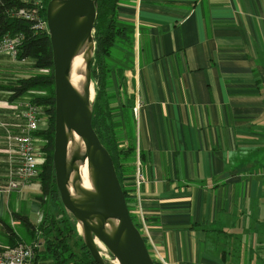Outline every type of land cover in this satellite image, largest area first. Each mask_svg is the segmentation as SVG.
<instances>
[{
	"label": "crops",
	"instance_id": "obj_1",
	"mask_svg": "<svg viewBox=\"0 0 264 264\" xmlns=\"http://www.w3.org/2000/svg\"><path fill=\"white\" fill-rule=\"evenodd\" d=\"M118 18L134 27L135 46L110 60L105 93L132 124L153 257L264 264V0H121ZM36 73L32 61L0 55V83ZM20 103L0 91V245L5 223L28 236L14 213L35 226L43 217L24 196L35 180L24 194L6 192ZM39 234L35 264H58Z\"/></svg>",
	"mask_w": 264,
	"mask_h": 264
},
{
	"label": "water",
	"instance_id": "obj_2",
	"mask_svg": "<svg viewBox=\"0 0 264 264\" xmlns=\"http://www.w3.org/2000/svg\"><path fill=\"white\" fill-rule=\"evenodd\" d=\"M99 0H51L46 20L55 84L53 166L64 209L72 215L97 264H106L96 241L119 264H156L141 231L135 226L111 155L93 128L91 63ZM86 45L85 84H74L72 65ZM79 137L80 143L76 141ZM86 163L91 190L78 177Z\"/></svg>",
	"mask_w": 264,
	"mask_h": 264
},
{
	"label": "trees",
	"instance_id": "obj_3",
	"mask_svg": "<svg viewBox=\"0 0 264 264\" xmlns=\"http://www.w3.org/2000/svg\"><path fill=\"white\" fill-rule=\"evenodd\" d=\"M43 5L42 17L46 19L47 6L51 0H40ZM121 0H99L98 18L94 32L95 53L91 63L92 80L95 84L93 103V128L103 146L107 149L114 162L117 176L125 194L127 206L135 226L141 230L135 214L137 197L134 193V175L137 151L131 135L130 118L128 113L116 116L106 95L110 85L111 62L116 50L132 52L135 46V30L130 24L122 23L118 18V7ZM22 0H0V42L6 35H22L23 40L18 47V61H32L33 69L37 72L29 77L16 78L0 83V91L8 95V101L28 102L42 110V121L47 126L36 133L42 141V150L46 153V162L42 166L36 180L41 184V196L37 200L42 207V220L35 226L27 217L14 213L19 227L27 230L28 240H35V235L41 233L52 258L58 264H97L89 250L84 245L81 235L76 231V224L70 220L62 207L55 181L53 166L54 137H55V84L54 65L50 38L47 31L35 30L34 23L12 16L22 8H30ZM119 59V57H116ZM114 59V58H113ZM54 205V206H53ZM67 215L57 219L52 212L53 207ZM73 219V218H72ZM74 221V220H73ZM75 224V228L73 226ZM7 228L6 246H16L18 243L28 244L20 230H15L5 223ZM64 225V226H62ZM19 228V229H20ZM75 234L79 243L80 255L74 253L69 245L67 236ZM30 238V239H29ZM145 238V237H144ZM31 241V243L33 242ZM147 247L150 251L147 239ZM29 243V244H31ZM151 253V251H150ZM151 256L153 257L152 253ZM156 264H159L153 257Z\"/></svg>",
	"mask_w": 264,
	"mask_h": 264
},
{
	"label": "built area",
	"instance_id": "obj_4",
	"mask_svg": "<svg viewBox=\"0 0 264 264\" xmlns=\"http://www.w3.org/2000/svg\"><path fill=\"white\" fill-rule=\"evenodd\" d=\"M30 8H22L12 13V16L34 23L35 30L47 31V20L42 17L43 5L40 0H22ZM23 40L20 35H6L0 42V55H8L13 61L17 60L18 47ZM19 133H7L8 156V185L6 192H27L33 181L37 179L40 168L46 162V153L42 150V141L36 133L40 130L42 123V110L28 102L18 104ZM140 105L134 108V115H138ZM145 183V177L141 172V164L137 158L136 172L134 175V193L137 197L135 214L141 226L143 237L149 239V226L146 222L145 213L139 198V190ZM30 192V191H29ZM40 249L39 243L32 245L18 244L14 247L0 245V264H35L36 252ZM106 251V249H105ZM166 264L165 262H162Z\"/></svg>",
	"mask_w": 264,
	"mask_h": 264
},
{
	"label": "rangeland",
	"instance_id": "obj_5",
	"mask_svg": "<svg viewBox=\"0 0 264 264\" xmlns=\"http://www.w3.org/2000/svg\"><path fill=\"white\" fill-rule=\"evenodd\" d=\"M119 51H117L116 50V52H115V55H114V57H121V55L118 53ZM128 58V57H127ZM127 62V61H126ZM92 82H93V85H92V88L94 89V92H95V82H94V80H92ZM96 93V92H95ZM46 126H47V123H46V121H42V123H41V126H40V128L42 129H45L46 128ZM42 168V167H41ZM41 168H40V170H41ZM34 186H33V191H32V193L31 194H28V195H24V196H28L27 197V199L29 200V199H31V201L33 200V201H36L37 200V196H41V194H42V191H41V184H40V182L38 181V180H35L34 181ZM36 189V190H35ZM38 201V200H37ZM62 204V203H61ZM54 206V205H53ZM52 206V207H53ZM62 207H63V205H62ZM59 208L60 209H57V208H55V207H53V209H52V212H53V215L57 218V219H59V220H62V219H64V217H66L67 215H63L62 213H63V211L61 210V207L59 206ZM64 208V207H63ZM66 211V210H65ZM66 214H69L67 211L65 212ZM30 214V213H29ZM68 216H70V220H72V222H75V220H74V218L72 217V215L71 214H69ZM31 218V220L32 221H34V222H36V224H37V222H40V220H41V215H40V213H39V215L37 216H31L30 217ZM73 218V219H72ZM74 220V221H73ZM76 223V222H75ZM16 225V224H15ZM62 226H64V225H62ZM73 226H74V228H75V224L73 223ZM17 228H18V225H17ZM19 229V228H18ZM76 231L78 232V233H80L81 232V229L78 227V225L76 224ZM39 234V233H38ZM40 235V234H39ZM40 237H41V235H40ZM43 237V236H42ZM41 237V238H42ZM67 239H68V241H69V245H71V247L73 248V251H74V253L76 252V254H81L80 253V249L79 248H76L75 246H77V245H75V242H77V243H79V241H78V239H77V237H76V235L73 233L72 235H70V236H67ZM34 243H39V239H36L35 241H33L31 244H27V245H32V244H34ZM18 244H23V243H18ZM17 244V245H18ZM14 247V246H13ZM105 249L106 248H99V251L101 252V256L104 258V260H105V263L106 264H115L116 263V261H115V259L111 256V254H110V252L106 249V251H105ZM36 254H37V252H36ZM36 258V257H35Z\"/></svg>",
	"mask_w": 264,
	"mask_h": 264
},
{
	"label": "bare ground",
	"instance_id": "obj_6",
	"mask_svg": "<svg viewBox=\"0 0 264 264\" xmlns=\"http://www.w3.org/2000/svg\"><path fill=\"white\" fill-rule=\"evenodd\" d=\"M86 48L87 47L85 45L84 47H82L79 50L76 58L73 61V65H72L74 84L79 89H83L84 84H85L84 57L87 54ZM91 94H92V97H94L95 92H94L93 88H91ZM76 141L78 143H80L79 137L76 138ZM78 177L80 178L81 184L85 189H87V190L92 189V186H91V183L89 180L88 168H87L86 163H84L83 165L80 166ZM96 244L99 248H104V246L99 241H96ZM115 264H119V263L116 261Z\"/></svg>",
	"mask_w": 264,
	"mask_h": 264
}]
</instances>
